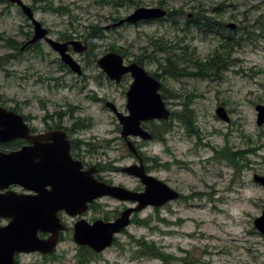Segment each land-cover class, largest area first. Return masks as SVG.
I'll return each instance as SVG.
<instances>
[{
  "label": "rangeland",
  "instance_id": "374dc122",
  "mask_svg": "<svg viewBox=\"0 0 264 264\" xmlns=\"http://www.w3.org/2000/svg\"><path fill=\"white\" fill-rule=\"evenodd\" d=\"M95 1L100 0H43L40 5L50 6L51 10L35 14L53 36L66 32L75 40L81 37L79 41L91 45L92 54L88 52L82 59L81 54L75 56L85 68L86 79L78 80L74 74L67 76L55 93L45 82L36 81L48 76L59 77L61 74L55 66H49L48 61L39 57L13 52L4 45L7 38L22 42L20 31L29 28L15 6L0 3V58L11 53L16 56L0 71V94L49 96L57 104L66 100L72 107L80 106L82 110L74 115L85 118L87 138L94 145L92 150L117 138V121L98 99L105 98L121 110L125 109L126 102V85H109L105 80L100 84L96 82L99 69L94 57L98 59L114 45L128 53L126 61L145 56V69L160 74L157 63L146 59L156 57L150 54L151 38L162 37L172 44L182 39L181 46H188V52H194L193 59L201 62L224 44V38H229L233 48L225 66L217 72L184 76L178 81L162 78L165 79V96L170 95L164 99L167 108L179 114L185 107L193 116L197 133L190 136L182 123L172 117L167 121L170 131L164 135V141L141 142L140 150L147 157L158 158L157 166L149 163L151 175L178 191L182 199L136 213L134 218L147 225L134 222L116 236L117 243L98 257L93 252L89 254L88 264H161L157 259L139 256L130 237L153 242L166 255L187 259L190 264H264V237L253 226L254 219L264 211V187L253 181L254 174L264 176V124L257 126L254 109L256 104H264V0H122L117 8ZM159 2L173 11H184L183 17H176L177 28L172 26L170 18L161 23L106 28L114 23L111 19L116 16L122 19L138 7H156ZM59 8L66 9L67 13H59ZM199 10L218 24H213L212 31L195 26L185 35L180 28L187 20L186 15L193 14L192 18L199 23L195 16ZM229 24L234 28H229ZM89 26L104 29L99 37L89 38L94 32L87 30ZM156 58L163 55L158 54ZM183 68L186 73H195L188 65ZM218 106L225 109L229 122L215 115ZM162 124L158 121L144 123L153 132L162 130ZM118 145L117 149L92 151L93 157L102 150L107 156L101 160L102 166L107 165V159L120 161L124 152L120 143ZM224 147L237 154L239 171L216 158L215 151ZM128 162L125 160L119 165ZM163 164L166 167H162ZM109 168L104 167L103 178L137 187L135 180L121 173H111ZM102 204L89 215L113 219L123 210L112 200ZM65 242L68 243L57 251L61 253L66 247L68 250L64 256L59 255L55 264H80L71 236H66Z\"/></svg>",
  "mask_w": 264,
  "mask_h": 264
},
{
  "label": "flooded vegetation",
  "instance_id": "af4514ba",
  "mask_svg": "<svg viewBox=\"0 0 264 264\" xmlns=\"http://www.w3.org/2000/svg\"><path fill=\"white\" fill-rule=\"evenodd\" d=\"M22 3L29 7V9L32 12L33 19L38 22L41 25V28L45 31L44 37L36 40L34 43H29L30 40L35 35L34 30V24L31 20H29L26 15L23 14L22 8L15 5H13L17 8L20 15L23 16L27 22V26L29 30L26 31H20L22 34L24 40L22 42L17 41L19 44L17 46V50H13V52H18V54H29L30 56H35L36 58L39 57L41 60L48 61L49 66H55V69L60 72V76L57 78H52L51 76H48V78L44 79H38L36 81L38 82H45V85L48 86L49 90L52 93H55L59 88L63 85V82H65V79L67 76L75 75L78 80H85V74H84V67L81 66L80 62H78L75 59L76 55L81 54V59L84 56V54H87L91 50L90 47L87 45L85 41H79L81 40V37L79 40H75L71 37V35L67 34L66 32L60 33L57 36H53L50 29L46 28L42 22L37 20L35 18V14L38 11H45V10H51L50 6H42L40 3H42L43 0H30L28 4H26L23 0H21ZM100 1H95V3L101 4ZM1 4H6V0L4 2H1ZM165 6L164 2L157 3L156 7L163 8ZM167 9H169L167 7ZM166 10V9H165ZM59 13H67L66 9L59 8L57 10ZM169 11L173 12V10L169 9ZM179 13V17H183L184 11L182 9L176 10ZM193 15V14H192ZM191 14H187V20L184 22V25L180 28V31L183 32L185 35H187L191 30V28H194L197 26L195 19L192 18ZM196 16V15H195ZM147 22H162V21H147ZM143 23V22H139ZM198 27V26H197ZM92 38V37H90ZM51 40L54 43H58L65 46L64 54L69 56L73 61H75L80 69V73H76L72 71L70 66L63 62L62 57L60 53L56 50H54L51 45L47 42V40ZM77 43V44H74ZM80 49V51H76ZM10 49V48H9ZM47 49L48 52L45 50ZM109 52H115L113 50H109L106 53H104L101 57H103L105 54ZM117 53V52H115ZM119 54V53H117ZM53 55L54 57H50ZM121 55V54H120ZM9 56V55H7ZM7 56L6 59H7ZM122 56V55H121ZM16 56L14 53H11L8 57V60L6 62L0 63V71L4 69V65L9 63L11 60H13ZM95 59L94 57V63L97 65L99 69L98 77L95 79L96 82L99 84L101 81L105 80L107 84L109 85H116L120 86L121 84L126 85V91H125V109L121 110L119 107H116L113 103V106L115 107L116 111L122 115H127L128 111L126 109L127 104V97L126 93L129 90L131 84L133 83L134 79L131 76L130 73H126L121 76L119 81L110 80L108 76L105 74V72L100 69L98 66V60L101 58ZM4 58V57H3ZM124 65H129L132 63H135L137 66L143 68L145 72L150 75L151 77H154L159 82V87L157 89V93L160 95L161 100L164 102L165 106L166 103L164 99L167 97L165 96L166 88L164 86V81L162 78L167 77L163 75L162 70L159 69L158 71L160 74H152L151 72L147 71L145 69V59H134L133 61H126V56H122ZM174 80V79H173ZM175 81V80H174ZM165 97H164V96ZM99 102L104 104V107L107 111L113 114V117L116 119L118 126L116 127L117 132V138L113 141H107L106 145L97 146L92 150L94 145L93 142L89 141L87 138V126L85 125V118H81V116L78 115V117L74 114L79 110H82L80 106L72 107L69 104L66 103V100H63V102L54 103L49 96H41V95H25V94H16V95H2L0 94V109L4 110L6 113H11L16 119L17 128L12 132H6L7 128L0 127V153L1 154H10V153H20L21 155V163H24L25 171L28 174V177H31L32 181L34 182L35 189L29 190L24 188L21 185L17 184H9L6 187H2L0 185V197H12V198H24V197H50L52 195V185H50L51 182L56 181H63L65 177H67L69 174H71L72 168L76 173H79L83 178L87 175H91L93 179H95L98 182H103L109 185L119 186L123 187L129 191L141 193L144 191L143 184L140 182V180L134 176L127 175L123 172H121V169L126 166L135 165V166H141L145 171V173L151 175V167L149 163H152L150 157H147L144 155V153L140 150L142 148V143L144 141H141L137 138L133 137H127L126 139L121 135L122 132V126L120 125L115 113L111 111L106 106V103L109 102L105 98H99ZM63 104V106L61 105ZM111 103V102H110ZM84 121V122H83ZM152 122V121H151ZM147 123V122H144ZM144 123H141V126L143 129L147 130L151 136L152 140H157L154 138V132L147 128ZM5 132V133H4ZM5 134V135H3ZM3 135V136H2ZM94 140V138L92 139ZM131 140L135 145V152H131L127 148V141ZM151 140V141H152ZM112 143V144H111ZM116 143V144H115ZM118 143H120V146L122 148V151L124 152L122 158L120 159H107L105 164L102 166L101 160L106 156V153L101 150L99 154H97V157H93V152L97 151L98 149H117L119 147ZM93 151V152H92ZM98 152V151H97ZM96 152V153H97ZM128 160V164L125 165H119L120 162ZM153 164V163H152ZM74 165V167H72ZM110 167L111 173H121L124 177L128 179L135 180L138 185L137 187H128L125 185V183L121 182H113L109 178H103L101 173L103 172L104 167ZM25 176V177H27ZM51 192V193H50ZM178 192V191H177ZM179 193V192H178ZM59 194L61 196L63 195L62 191H59ZM180 194V193H179ZM180 194V198H181ZM102 200L104 202L106 200H112L119 204L122 207V211L128 209V208H135L137 206L136 202H126L121 201L118 199H114L111 197H102L99 199H96L92 201L88 205V210L82 215L78 217H70L68 213L65 210H59L57 212V217L60 220V223L64 226V229H59L57 231V242H55L54 247H50V245H46L43 247L44 251H33L29 253H15L14 254V264H55V261L60 256L65 255V250L67 251L68 247L63 248L61 253H58L57 250H59L60 247H64L65 244L68 242L66 241V236L73 235V226L75 222L79 221L80 219H85L89 223H93L94 221L98 220L94 216H90L89 214L92 212V209H95L96 206L103 205ZM168 204V203H167ZM166 204V205H167ZM119 211V210H118ZM121 212L118 213V215L115 218L111 219H105L102 218L104 221H113L117 217H119ZM139 213V212H137ZM117 214V212H116ZM136 213H131L130 216V224L129 226L134 224V217ZM69 220V221H67ZM10 220L7 218L0 217V226H5L8 224ZM122 232H125L123 230ZM122 232L120 234H122ZM52 237L51 232H45V231H38L37 232V238L40 241H46L49 238ZM73 241V239H72ZM115 240L112 242L111 246L113 244L117 243ZM74 247L75 253L78 252L77 261H80V264L87 263V255L86 253H94L98 257L100 254H102L104 251L109 249L110 247L106 248L103 252L95 253L93 250H91L87 246H81L76 244L75 242H71ZM45 245V244H44ZM49 249V251H47ZM60 255V256H59ZM144 257V256H141ZM23 258H29L27 261H24ZM31 258H36V261H32ZM147 258V257H145ZM61 260V259H60ZM86 261V262H85ZM161 264H163L161 262Z\"/></svg>",
  "mask_w": 264,
  "mask_h": 264
},
{
  "label": "water",
  "instance_id": "95a60500",
  "mask_svg": "<svg viewBox=\"0 0 264 264\" xmlns=\"http://www.w3.org/2000/svg\"><path fill=\"white\" fill-rule=\"evenodd\" d=\"M7 1L21 7L23 14L33 22L35 35L29 43H34L44 37L45 31L33 19L28 6L24 5L21 0ZM167 14L166 10L158 7H139L124 19L106 28H115L125 23L136 24L140 21L161 19ZM227 26L231 29L234 28L232 24ZM47 42L60 53L63 62L68 64L72 71L80 73L78 64L64 54V45L54 43L49 39ZM76 51H80V49L78 48ZM98 66L110 80L117 82L122 75L131 74L134 81L126 93L128 114L118 113L110 102H107L106 106L115 113L122 126L121 135L125 139L131 136L150 140L151 135L141 127V123L152 120H168L170 117V111L157 93L159 82L135 63L124 65L122 57L114 52H109L101 57L98 60ZM254 109L256 111V124L262 126L264 124V104H256ZM215 115L222 121L229 122V117L222 106L215 109ZM16 118L13 114L0 109V127L7 128L6 132H13L17 128ZM126 144L127 148L134 153L133 143L127 141ZM20 160V153H0V185L6 187L9 184H17L26 189L34 190V182L31 177L27 176L28 174L24 170L25 164L21 163ZM121 172L138 178L143 184L144 191L136 193L123 187L98 182L91 175L81 178L82 176L72 168L71 174L65 177L63 181L50 183L53 190L50 197H0V217L10 220L6 226H0V264H14L15 253L44 251L43 247L48 244L51 248L54 247L55 242H57V231L64 229L56 215L59 210H65L70 217H76L84 214L88 210V205L101 197L137 203L135 208L122 211L119 217L113 221L99 219L89 223L81 219L74 224L73 241L99 253L108 248L114 237L129 226L131 213L141 211L146 207H162L177 200L180 196L167 184L145 173L142 164L141 166L123 167ZM253 181L264 187V176L254 174ZM59 191H62V196ZM253 226L264 237V211L260 217L254 219ZM38 231L51 232L52 237L46 241H40L37 238Z\"/></svg>",
  "mask_w": 264,
  "mask_h": 264
},
{
  "label": "trees",
  "instance_id": "16d2710c",
  "mask_svg": "<svg viewBox=\"0 0 264 264\" xmlns=\"http://www.w3.org/2000/svg\"><path fill=\"white\" fill-rule=\"evenodd\" d=\"M5 0H1V2H4ZM37 1V0H36ZM102 5H111L114 8H117L122 5L121 0H113L107 1L102 0ZM6 4H9L6 2ZM199 20V23H196L197 26H201L203 29H208V31H212L213 24L217 23L218 21H214V19H208L206 16L202 13L201 10H199L195 14ZM176 17H179L178 11H173L169 12L167 15V18L171 19V24L173 27H176L178 25V21ZM119 18L118 16L114 17L111 19L112 22L118 21ZM206 20H211V21H206ZM163 21V20H161ZM257 21V20H256ZM254 27V26H252ZM177 28V27H176ZM94 30V32L90 33L88 37H99L100 31H102L104 28L101 29H94L92 26H89L87 30ZM224 44H221L218 48H216L213 52V54L208 58L206 61L201 62L199 60H194L193 55L194 52L192 51L191 53L188 52V46H181V40L176 42L175 44H172L168 40L164 38H151L149 42V48L151 49L150 54L154 53L156 57L158 54L163 55V58H156V57H151L150 59L146 57L149 62L152 63H157L159 66V69L162 70L163 75L167 76L168 78L174 79L175 81H178L179 78L184 77V76H189V75H198V74H205L208 75V73L214 71L217 72L219 69L223 68L225 66L226 61L230 58V54L233 48V45L229 43V38H224ZM18 42L12 38H7L4 41V45L7 48L17 50ZM110 49L121 54L122 56H127V52H123L121 49L116 48L114 45L110 46ZM10 56V55H9ZM6 57L0 58V63L6 62L8 60ZM144 59L145 56H142L138 59ZM185 65H188L191 68L195 69V73H186L185 69L183 68ZM155 75V74H154ZM170 95H167L169 97ZM177 118L178 121L182 123L188 134L191 136L194 132H196V127L193 124L192 117L190 116V112L187 111V109L184 107V110H182L179 114L171 113V118ZM170 131L169 125H167V122H163L162 124V130L157 132H154L153 136L155 139L158 141L163 142L164 141V135ZM153 132V131H152ZM197 133V132H196ZM216 158L217 159H223L226 161L232 168H234L235 171H239L241 169V166H239L236 162V156L237 154L235 152L230 151L227 148H222L221 150L215 151ZM157 157L150 158L151 162L153 165L157 166ZM162 167L165 166V164L161 165ZM166 167V166H165ZM136 224H142L144 221H137V219L134 220ZM147 225L146 223H144ZM131 239L134 240V244L137 247L138 255L139 256H144L147 258H154L159 261H161L163 264H190L187 259L184 258H176L172 255H166L165 252L160 251V248H156L155 244L153 242H147L144 239H139L136 240L132 237ZM91 254V253H90ZM91 256V255H90ZM87 263L90 260L89 253L87 254ZM86 262V261H85Z\"/></svg>",
  "mask_w": 264,
  "mask_h": 264
}]
</instances>
